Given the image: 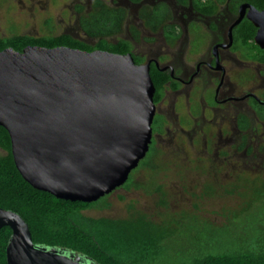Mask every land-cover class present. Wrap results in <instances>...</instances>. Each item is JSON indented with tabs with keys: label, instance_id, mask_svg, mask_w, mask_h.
I'll use <instances>...</instances> for the list:
<instances>
[{
	"label": "water",
	"instance_id": "water-1",
	"mask_svg": "<svg viewBox=\"0 0 264 264\" xmlns=\"http://www.w3.org/2000/svg\"><path fill=\"white\" fill-rule=\"evenodd\" d=\"M264 48V9L240 6ZM150 62L131 53L69 46L0 51V125L20 174L57 198L92 202L129 178L147 155L157 106ZM9 226L8 264H95L73 251L34 243L17 212L0 207Z\"/></svg>",
	"mask_w": 264,
	"mask_h": 264
},
{
	"label": "rangeland",
	"instance_id": "rangeland-1",
	"mask_svg": "<svg viewBox=\"0 0 264 264\" xmlns=\"http://www.w3.org/2000/svg\"><path fill=\"white\" fill-rule=\"evenodd\" d=\"M86 2L0 0V36L69 33L95 44L98 37L86 35L79 26L80 18L87 13ZM107 38L110 43L117 39L111 36ZM158 43L160 41L153 46ZM143 45L135 52L145 60L151 57L152 51L150 47L142 50ZM196 59L192 58L191 61ZM233 69L236 72L237 67ZM199 89L196 85L194 90ZM263 89L258 81L250 82L243 90L239 89L237 95L240 97L247 91L259 94ZM210 94L212 96L213 92L210 91ZM175 96L178 94L167 90L164 100L159 106L156 105L160 112L156 114L158 127L163 125L164 113L169 120L168 128L162 135L155 136L153 149L131 171L133 179L130 184L106 194L109 206L87 209L84 211L86 217L124 221L127 232L142 228L149 222L166 225L171 230L186 220L221 226L264 194V120L260 115L256 116L250 101L241 110L250 120L249 125L246 124V132L237 130L235 124L239 113L235 108L231 109L229 104L215 117L218 126L222 117L226 116L221 125L222 133L213 132L207 137L202 136L201 131L193 133L191 142L188 134L181 131L176 119L178 110H175L172 102ZM231 105L234 107L237 104ZM179 109L183 117L181 126L190 128L189 116L182 100L179 101ZM206 117L209 118L208 113ZM250 126L258 127V130L252 132L248 129ZM205 141H208L207 145Z\"/></svg>",
	"mask_w": 264,
	"mask_h": 264
},
{
	"label": "trees",
	"instance_id": "trees-1",
	"mask_svg": "<svg viewBox=\"0 0 264 264\" xmlns=\"http://www.w3.org/2000/svg\"><path fill=\"white\" fill-rule=\"evenodd\" d=\"M240 1L264 8V0ZM201 9L210 13L215 8ZM91 18L93 24L90 20L84 23V27L95 36L108 33L116 23L119 24L121 16L106 11L93 14ZM245 22V27L235 31L238 47L242 45L250 51L258 49L259 54L249 53L245 57L264 63V49L254 40L257 27L250 20ZM47 23L50 24V20ZM30 45L69 46L87 51L101 49L115 53L130 50V44L124 40L114 44L99 39L92 45L68 34L0 36V51L7 47L23 51ZM150 74L156 88L154 102L157 104L163 98L170 76L154 66ZM256 108L264 120V107L258 105ZM158 126L155 115L154 132L162 131ZM153 144L154 141L150 150ZM132 179L129 175L123 186L129 185ZM108 206L106 196L92 202L71 201L34 188L17 169L10 134L0 125V207L17 212L26 220L34 243L73 251L90 258L95 264H264V194L247 209L234 214L225 225L186 220L176 231H166L171 229L149 222L151 225L148 223L127 232L124 221L95 220L84 214L87 209ZM11 235L9 226L0 229V264H8L7 246Z\"/></svg>",
	"mask_w": 264,
	"mask_h": 264
},
{
	"label": "flooded vegetation",
	"instance_id": "flooded-vegetation-1",
	"mask_svg": "<svg viewBox=\"0 0 264 264\" xmlns=\"http://www.w3.org/2000/svg\"><path fill=\"white\" fill-rule=\"evenodd\" d=\"M242 4H249L257 10H262L250 2L240 0H87L85 3L87 13L82 19L80 18L79 26L83 33L90 37H98V40L109 41L107 37L111 36L117 38L111 42L114 44L122 40L127 41L130 44L127 53L134 56L136 63L150 62V69L154 66L160 71L169 73L170 80L165 84L163 98L156 105L159 106L164 100L167 90L171 89L178 94L172 101L173 107L178 110L176 119L179 121L181 131L187 133L191 141L190 137L193 138V133L200 131L205 137L213 132L222 133L221 125L226 116L222 117L218 126L215 117L216 113L229 104L231 109L235 108L239 113L235 126L240 132H246L245 127L250 122L244 112H241L244 105L248 106L250 101L256 116L259 115L256 107L258 105L264 107V89L259 94L247 91L240 97L237 95L238 90H243L250 82L258 81L259 86L264 88V63L245 57L249 53L259 54V50L250 51L248 47L242 45L238 47L235 40V31L245 27V20H249L247 13L240 18ZM207 6L215 8L214 11L207 13L201 9ZM106 11L121 16L119 24L116 23L108 33L103 32L95 36L88 33L84 23L87 24L91 20L93 24L91 16ZM62 34L72 36L69 33ZM158 41L160 43L153 46ZM141 45H143L142 50L150 47L151 57L144 60L142 55L135 52ZM192 58L197 59L192 62ZM235 66L240 70L235 72L233 69ZM196 85L200 88L197 91L194 90ZM210 91L213 92L212 96ZM180 100L186 107L190 128L181 126L183 117L179 112ZM233 103L237 105L233 107L231 105ZM158 113L160 112L156 110V114ZM207 113L209 118L206 117ZM162 114L164 117L163 125L160 127L162 131H153L154 143L155 136L162 135L168 128V117ZM250 127L248 129L252 132L258 130V127ZM207 142H204L205 145ZM157 226L166 227V225Z\"/></svg>",
	"mask_w": 264,
	"mask_h": 264
}]
</instances>
